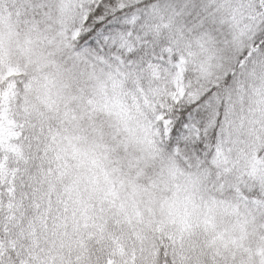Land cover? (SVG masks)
Masks as SVG:
<instances>
[{
	"label": "snow or ice",
	"instance_id": "1",
	"mask_svg": "<svg viewBox=\"0 0 264 264\" xmlns=\"http://www.w3.org/2000/svg\"><path fill=\"white\" fill-rule=\"evenodd\" d=\"M0 264H264V0H0Z\"/></svg>",
	"mask_w": 264,
	"mask_h": 264
}]
</instances>
